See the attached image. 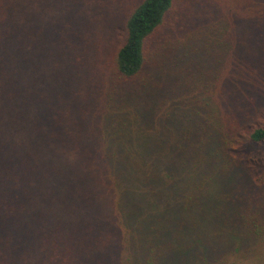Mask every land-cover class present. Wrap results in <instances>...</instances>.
<instances>
[{
	"label": "trees",
	"instance_id": "1",
	"mask_svg": "<svg viewBox=\"0 0 264 264\" xmlns=\"http://www.w3.org/2000/svg\"><path fill=\"white\" fill-rule=\"evenodd\" d=\"M22 1L0 0V28L16 26ZM178 2L144 0L126 17L118 50L95 43L78 55L85 98H73L77 80L68 69L47 91L29 90L24 66L10 72V86L0 81V206L11 225L30 222L12 194L63 192L90 212L73 244L109 228L123 264H264V177L245 162L264 148V0ZM199 33L221 37L224 68L220 98L201 84L191 104L188 79L169 88L167 62L181 39ZM186 46L192 61L198 45ZM104 63L126 81L145 75L154 97L137 107L107 93Z\"/></svg>",
	"mask_w": 264,
	"mask_h": 264
},
{
	"label": "rangeland",
	"instance_id": "2",
	"mask_svg": "<svg viewBox=\"0 0 264 264\" xmlns=\"http://www.w3.org/2000/svg\"><path fill=\"white\" fill-rule=\"evenodd\" d=\"M143 1L23 0L15 9V16L20 15L13 18L16 26L0 28L2 85L6 81L10 86L11 81L7 80L10 78V72H13L15 67L21 69L24 66L27 69L29 90L37 86L47 91L49 83L57 84L61 81L63 70L68 69L75 74L77 80L73 98H85L79 96V91L80 82L87 78V74L77 70L78 55L92 49L95 43H105L111 52L118 50L124 43L126 17ZM178 1L177 6L181 7L187 0ZM111 24L114 30L110 33L106 28ZM162 37L163 35H159L151 40L152 54ZM220 39V36L214 34H192L188 39H181L178 45L182 49H174L177 57L167 62L169 88L173 89L174 85L177 91V87L184 85L188 79L190 85L186 88L191 94L184 98H191V104L192 98H201L193 96V92L201 84L210 86V97L220 98L218 92L221 71L224 68L222 50L218 45ZM186 45L189 49L198 45L194 52L200 53L194 54L192 61L185 60ZM226 46L228 49L236 47L230 42H226ZM238 49L246 50L245 47L239 46ZM171 53L172 50L169 54ZM175 60H178V63ZM99 68L101 74L105 72L109 78L108 82L104 83V89L107 93L114 92L115 98H130L133 106L139 107V98L154 97V93L148 88L151 81L145 75L126 81L114 75L109 64H101ZM163 71L166 72L165 69ZM16 73L23 76L18 69ZM159 82V85L164 86L165 80L159 78ZM2 85L0 84V87ZM161 113L157 111L156 116ZM253 153L255 155L249 154V161L244 157L245 162L255 178H262L264 148L261 154ZM20 181L26 183L25 180ZM20 181H8L7 184L13 187L18 185L20 190H25ZM12 196L19 199V204L27 212L30 222L22 226L11 225L12 214L3 215V208L0 206V264H123L119 257V252H122L121 244L110 241L109 228H93L92 234L87 238L88 242L83 244L77 238L76 244H73L71 237L83 232L87 226L80 224L81 216L90 213L78 206V195L74 197L75 207L68 204L73 202L71 196L63 192L47 194L31 190L27 194L21 192Z\"/></svg>",
	"mask_w": 264,
	"mask_h": 264
}]
</instances>
